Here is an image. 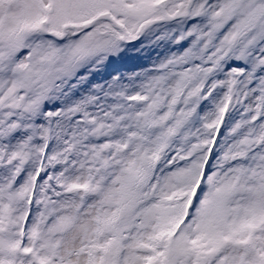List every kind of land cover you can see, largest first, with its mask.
Returning a JSON list of instances; mask_svg holds the SVG:
<instances>
[{
  "label": "snow or ice",
  "instance_id": "obj_1",
  "mask_svg": "<svg viewBox=\"0 0 264 264\" xmlns=\"http://www.w3.org/2000/svg\"><path fill=\"white\" fill-rule=\"evenodd\" d=\"M0 264H264V0H0Z\"/></svg>",
  "mask_w": 264,
  "mask_h": 264
}]
</instances>
